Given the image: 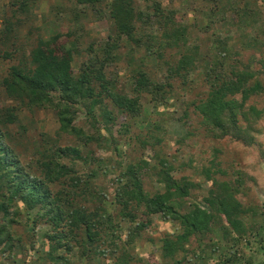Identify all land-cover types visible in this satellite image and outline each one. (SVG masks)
<instances>
[{
    "label": "trees",
    "instance_id": "16d2710c",
    "mask_svg": "<svg viewBox=\"0 0 264 264\" xmlns=\"http://www.w3.org/2000/svg\"><path fill=\"white\" fill-rule=\"evenodd\" d=\"M40 1L16 0L12 4L14 16L11 22L4 19L3 40L16 39L24 19ZM146 1L150 3L144 7L140 0H78L92 10L101 5L107 7L113 30L101 50L104 58L89 56L76 72L73 64L76 57L82 56L78 39L64 41L59 34L45 39L40 35L29 55L25 52L4 78L2 85L15 103L0 108V248L5 247L4 252L27 247L17 241V228L29 234L30 228L35 230L41 225L47 227L43 235L47 249L43 264H75L71 256L77 249L83 264L93 263L100 255L105 257L106 251H100L101 246L110 245L113 255L123 248L126 251V247L120 248L114 239L117 226L108 205L119 208L120 217L135 224L125 246H130L149 228L150 217L160 215L176 223L177 232L164 238L162 246L165 257L175 264L184 261L187 245L194 236L199 237L202 253L207 251L205 248H211L214 253L222 251L224 254L243 241L248 242L252 230L260 229L254 224L255 229L249 228L245 220L253 210L246 209L238 200L241 180L218 179L213 176L212 168L207 169L205 174L212 182L208 194L202 203L192 202V192L199 185L185 177L174 178L172 173L176 169L167 161L160 162L158 173L164 192L152 193L145 183L147 161L126 165L118 162V167L109 169L106 159L93 158L94 151L90 147L102 148L103 140L110 141L101 132L114 125L117 114L142 126L148 118L143 97L149 96L155 108L164 106L167 97L175 92L176 84L191 88V77L198 73L200 66L203 69L197 79L202 96L196 111L203 118L209 136L215 140L231 137L248 146L256 143L254 134L259 132L257 124L264 112L248 103L264 93L260 79L264 71L254 67L261 63L264 68V59L259 61L251 56L247 61L229 46L228 40H219L214 58L205 63L198 46H190L189 28L178 19L176 11L165 9L158 0ZM248 46L264 48V40L258 34ZM140 53L149 54L151 62L167 69V81L160 82L148 67L150 59L145 60L133 71L130 87L133 95L130 96L120 91L106 71L109 64L122 58H127L133 66ZM23 108L31 112H54L60 124L59 137L73 136L80 145L62 146L58 136L43 134L40 141L35 142V145L40 143L39 147L26 158L16 148L17 138L11 131L19 123ZM81 116H85L95 134L77 126ZM241 120L248 123L243 126ZM146 129L154 143H141L144 147L151 145L156 152L162 144L160 135H155V129ZM158 130H161L159 126ZM81 146L83 148H79ZM216 161L212 163L215 173L226 175L217 168ZM81 163L88 169L86 179L76 168ZM91 165L95 167L88 168ZM109 174L115 177L110 180L114 187L113 199L107 204L102 194L107 189L98 186L95 180ZM89 203L100 205L92 211L87 206ZM220 232L222 236L218 235ZM31 247L35 248L33 241ZM181 254L182 258L177 259ZM221 262L227 264L230 260ZM115 264H130L127 254Z\"/></svg>",
    "mask_w": 264,
    "mask_h": 264
},
{
    "label": "rangeland",
    "instance_id": "374dc122",
    "mask_svg": "<svg viewBox=\"0 0 264 264\" xmlns=\"http://www.w3.org/2000/svg\"><path fill=\"white\" fill-rule=\"evenodd\" d=\"M15 1L0 0V108L2 109L15 105L2 85L4 78L8 76L10 68L17 65L24 54L28 53L29 55L40 35L45 39H50L58 34L63 36L64 41L78 39L82 56L76 57L73 66L75 71L79 72L80 66L88 61L89 56L104 58L101 50L113 30V22L109 20L106 6L101 5L92 10L87 5L79 4L78 0H41L29 17L24 19L25 22L20 26L16 39L5 41L2 39V30L6 26L4 19L11 22L15 10L12 4ZM158 1L165 9L176 11L178 19L188 26L189 44L192 47L198 46V51L205 59V63L214 58L220 45L219 40H228L229 46L247 61L251 56L257 57L259 61L264 59V48L248 46L258 34L264 40V0ZM140 3L145 7V4L150 2L140 0ZM148 59H150L148 67L156 74V78L160 82H166L167 69L156 62H151L152 57L146 53L136 55L133 66L127 58L109 64L106 71L107 77L116 82L120 91L124 90L132 96L130 87L133 73L135 74L133 71ZM254 67L264 71L261 63H257ZM202 69L203 67L200 66L198 73L191 77V88L176 84L175 92L167 97V102L160 108H155L150 97L145 95L142 103L148 118L144 120L142 126H139L135 121L128 120L124 115L117 114L114 125H110L109 130L101 132L104 137L107 135L110 141L104 142L103 140L102 148L93 145L90 149L94 151L93 158L106 159L105 165L107 164L109 169H112V166L118 167L116 165L118 162L126 165L131 162L139 163L141 160L147 161L149 166L145 183L146 189L152 193L164 192V184L159 182L158 173L161 169L160 162L167 161L176 169L172 173L174 178L185 177L199 185L192 192L190 199L192 202L202 203L203 198L208 194L212 182L205 174L207 169L212 168L213 176L218 179L243 181L238 200L246 209L253 210L245 220L248 221L249 228H253L254 224L260 226V229L253 228L255 230L250 233L248 242L243 241L224 254L222 251L214 253L211 248H205L207 251L202 253L199 237L194 236L187 245L188 252L184 261L181 260L183 261L181 264H221V261L227 259L230 260L227 264H264V113L261 121L257 124L259 132L254 134L256 143L252 146L231 137L220 140L211 138L203 118L196 111V105L202 96L201 85L197 79ZM260 77L264 83V73ZM248 106H255L264 112V93L253 97ZM246 123L248 122L241 120V125L245 126ZM76 124L87 133L95 134L85 116H81ZM102 126H105L104 123ZM157 126L161 130L157 131ZM59 127L60 124L54 112L50 110L31 112L23 108L20 112L19 123L14 125L11 131L17 138L16 148L26 158H30L29 155L39 147L40 143L35 144L40 141V135L59 137ZM146 127L151 130L155 129L157 137L160 135L162 144L156 152L151 148V145L146 147L142 145L144 141L154 143L153 140H150V133ZM59 138L62 146L80 145L73 136L64 134ZM82 146L79 148H83ZM84 151L86 153L87 149L85 148ZM215 159L218 162L217 168L225 172L226 175L215 173V169L212 167ZM110 161H112V165H109ZM86 167L82 163L77 164L76 167L84 179L87 178L88 169ZM94 167L91 165L88 168L93 169ZM114 177L113 174H109L108 176H99L95 180L98 186L102 185L107 189L105 193H102L105 195L107 204H110L113 199L114 187L110 184V180ZM99 205L87 204L92 211H96ZM108 207L113 222L117 226L114 230V239L120 248L126 247V251L123 248L113 255L110 245L101 246L100 251H106V256L100 255L96 261L90 264H115L123 258L124 254H127L130 264H175L173 260L165 257L162 246L164 238L177 232L179 226L176 223L165 220L160 215L150 217L149 228L144 230L141 237L135 239L130 246H125L129 240L130 230L134 228L135 224L122 219L119 215V208L109 205ZM143 219L145 220L146 217ZM1 225L2 219H0V227ZM29 231L28 234L17 228V241L20 242V245H27V247H24L23 250L20 249L21 246L13 247L12 253L9 250L4 252L5 247H1L0 264H43L47 250L43 235L47 231V227L41 225L35 230L30 228ZM218 235L222 236L221 232ZM32 241L35 244L34 249L31 247ZM77 253L78 249L76 254L71 256V261L75 264H83L84 262L77 256ZM221 255L223 256L221 257ZM182 256V254L179 255L177 259H181ZM47 264L50 263L47 262Z\"/></svg>",
    "mask_w": 264,
    "mask_h": 264
}]
</instances>
